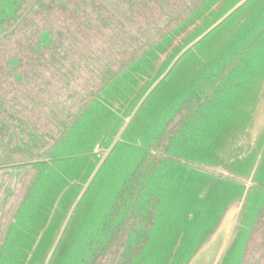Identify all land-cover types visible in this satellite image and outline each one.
<instances>
[{"label": "water", "instance_id": "95a60500", "mask_svg": "<svg viewBox=\"0 0 264 264\" xmlns=\"http://www.w3.org/2000/svg\"><path fill=\"white\" fill-rule=\"evenodd\" d=\"M252 1L169 0L165 9L152 2L139 4L144 11L154 8L153 10L156 9L159 13H163L165 10L184 13L198 8L183 26L172 31L144 53L137 54L128 41H125L121 47L122 41H120L118 50L122 51L123 49L127 54L120 60L118 59L121 55L114 60L111 73L117 72L121 64H124L131 56H135L136 59L132 62L128 61L130 63L109 84L105 93L90 99L87 105L76 114L74 120L66 125L67 128L64 129L65 131L57 141H66L74 123L80 119L84 111L90 109L92 110L90 119L96 122L100 120L105 125L104 133L92 146L91 152L95 149L97 156L88 163V169L81 176V181L75 183L78 185V189L74 198L65 208L60 207V204L68 184L72 183V180L68 181L63 178L55 166L56 159L49 155L50 150L57 142L49 150L42 151L40 159L30 162L39 164L27 167L26 171L31 169L26 182L27 186L25 185L26 187L20 191L18 199L13 204V211L8 216L10 218H7V222L0 229V264H59L68 256L65 248L70 245L72 236L79 226L84 197L88 189L118 143L122 141L147 99L165 80L170 78L182 60L190 61V64L187 67L186 77L179 81L184 86L189 81L192 83L196 80V85L200 86V95L197 99H192V94H187L184 106L173 114L175 122L190 117L188 115L190 110H186V107L201 106V108L207 109L206 112L201 110L202 112L198 115L204 125L202 130L211 129L215 132L217 127H211L210 123L204 122L205 118H223L225 116L230 118L232 115H225L223 111H232L234 107L238 112L240 110L252 111L247 123V125H252L250 128H245L240 133L239 129L229 134L223 133L218 138L217 143L224 146L226 150L225 153H222L223 149L221 148L217 150L218 153H221L223 163L192 165L195 167L194 171L199 179L204 176L220 183L224 191L223 196H227L226 202L230 201V204L224 206L210 234L202 238L191 253L180 255V242L184 237L180 231L176 233L172 243L167 247V252H162V245L152 251L146 237L151 229L150 222L153 215L152 212H149V223L143 224L142 234H137L134 220H128L122 230L113 229L110 231L107 229V225L101 227L95 237L89 241V248L87 247L86 252L80 256L77 264H220L227 255L234 237L244 226L242 213L244 199L248 189L257 185L256 173L264 152V136L262 149L261 147L257 148L259 145L257 137L261 136V129L264 128V73L251 69L247 64L243 69L236 68L237 61L241 59L237 57V53L232 58L219 55V51L225 44L226 48L228 47L231 40L230 35L241 27L248 15L243 14L244 17L241 15L233 23H230V18L239 14ZM156 19L155 25L157 22L164 24V18L160 14ZM151 26L149 25V27ZM223 28H226L225 32L218 37L219 31ZM213 37L215 39L210 56L205 54L206 51L204 53L197 51L196 47L203 45ZM231 45L234 46L232 42ZM211 58L214 59L216 66L213 75L209 78L200 76L204 64H207ZM222 60L227 61L228 64L222 65ZM231 72H233V76H230V81L229 79L226 80L228 82L223 81ZM211 78H214V81L208 83ZM224 82L226 85H223ZM186 99L193 101L187 102ZM234 119V121L230 119L226 125H238L242 115L237 114ZM193 121L194 119L190 118L184 130L187 127L193 130ZM77 126L79 124H76L74 129ZM197 130L201 131L200 128ZM150 150L153 153H150ZM236 153H238L236 157L231 156ZM249 153H254L255 156L247 174H233L227 165L234 163L237 167H241L244 165L242 161L247 158ZM147 155L151 159L159 158L162 161L168 158L164 153L155 151L150 146L147 148ZM181 164L184 162L181 161ZM46 166L48 168L47 175L44 176L41 173L34 179V167L42 169ZM34 181L36 191L32 190ZM207 187H209V181ZM207 187L205 194L196 195L198 202L203 200L205 195H209V197L215 195V192ZM39 193L48 197V202L45 205L39 204L38 200H41L38 197ZM31 194L37 198L34 207H31ZM189 215L185 221L192 220ZM106 231L110 232L108 236Z\"/></svg>", "mask_w": 264, "mask_h": 264}, {"label": "rangeland", "instance_id": "374dc122", "mask_svg": "<svg viewBox=\"0 0 264 264\" xmlns=\"http://www.w3.org/2000/svg\"><path fill=\"white\" fill-rule=\"evenodd\" d=\"M243 14L248 17L241 27L230 35L228 47L226 48L225 44L219 55L232 58L237 53V57L241 59L237 61L236 68L243 69L247 64L251 69L264 73V0H253L239 14L231 17L230 23ZM225 29L219 31L218 37L225 32ZM214 39L215 37L210 38L203 45L196 47L197 51L201 53L206 51L205 54L210 56ZM243 50L245 51L242 53ZM189 64L190 61H180L170 78L150 95L122 141L103 165L84 197L79 226L72 236L70 245L65 248L68 256L59 264H77L80 256L86 252L87 247L89 248V241L104 225H107L110 231L122 230L128 220H134L137 234H142L143 224L149 223V212L153 215L150 222L151 229L146 237L152 251L162 245V252H167V247L180 231L184 234L179 247L180 255L191 253L201 239L210 234L224 206L230 204V201L226 202L227 196H223L224 191L220 183L204 176L199 179L192 165L223 163L221 153L217 150L223 149L222 153L226 150L217 143L218 138L223 133L229 134L238 129L240 133L245 128H250L252 125L247 123L252 111L238 112L234 107L232 111H223L225 115H232L230 118L225 115L223 118H205L204 122L210 123L211 127H217L215 132L211 129L202 130L204 125L198 115L202 111L206 112L207 109L201 106L186 107V110H190L188 114L190 117L175 122L173 114L184 106L187 94H192V99H197L200 95V86L196 85V80L192 83L189 81L184 86L179 81L186 77ZM227 64V61L222 60V65ZM215 69L214 59L211 58L207 64H204L200 76L209 78ZM230 76H233V72L223 81L228 79L230 81ZM214 78L208 83L214 81ZM192 85L196 86L191 87ZM223 85L226 83L224 82ZM74 106L77 108L76 105ZM91 111L90 109L84 111L80 119L71 127L68 139L57 142L50 150L49 155L56 159L57 170L64 179L72 180L64 193L60 207L65 208L74 198L78 189L75 183L81 181V176L88 169V163L97 156L95 149L91 152L92 146L104 133L105 125L100 120L97 122L91 120ZM237 114L242 115L239 124L226 125L230 119L234 121ZM190 118L194 119L193 130L190 127L184 130ZM76 124L79 126L74 129ZM197 128L201 131L198 132ZM245 136L246 134L244 138ZM263 136L264 128L261 129V136L257 137L259 144L257 148L262 149ZM148 146L164 153L168 158L163 161L159 158H149ZM150 153L153 151L150 150ZM237 155L238 153L231 156ZM254 156V153H249L242 161L244 165L241 167H237L234 163L227 166L233 174L245 175ZM181 161L184 164H181ZM34 170V179L41 173L44 176L48 173L47 166L42 169L34 167ZM59 179L61 181V178ZM256 179L257 185L248 189L244 199L242 210L244 226L234 237L227 255L220 264H264V152ZM208 181L209 187H207ZM32 185V190L36 191L35 181ZM206 187L215 192V195L211 197L205 195V198L198 202L196 195L205 194ZM43 190L45 193V187ZM38 197L41 199L38 200L39 204L45 205L48 202L47 196L39 193ZM30 200L31 207H34L37 198L31 194ZM188 215L192 220L185 221ZM106 234L108 236L110 232L106 231Z\"/></svg>", "mask_w": 264, "mask_h": 264}, {"label": "trees", "instance_id": "16d2710c", "mask_svg": "<svg viewBox=\"0 0 264 264\" xmlns=\"http://www.w3.org/2000/svg\"><path fill=\"white\" fill-rule=\"evenodd\" d=\"M145 2L157 3L162 9L169 4V0H0V71L3 72L0 85L17 93L23 87L30 88L40 96V103L47 102L40 114L44 125L32 124L37 133L30 129L25 132L19 127L18 132H6V136L15 140L17 152L31 161L40 159V153L58 141L66 125L90 99L106 92L109 84L136 59L131 56L117 72L111 73L114 60L127 54L123 49L118 50L120 41L121 47L128 41L137 54L144 53L183 26L198 8L184 13L170 10L159 13L154 8L142 10L139 4ZM159 14L164 24L155 25ZM81 75L94 80V85L82 93L85 83ZM47 78H54L75 95L57 104V89ZM9 79L11 84L6 86ZM43 90L47 91L46 97ZM26 95L31 103L38 104L39 100L30 92ZM59 105L66 107H63V118L56 121L54 107ZM37 164L28 163L23 168L12 166L3 173L0 229L11 215L20 191L27 186L31 170L26 171L27 167Z\"/></svg>", "mask_w": 264, "mask_h": 264}, {"label": "flooded vegetation", "instance_id": "af4514ba", "mask_svg": "<svg viewBox=\"0 0 264 264\" xmlns=\"http://www.w3.org/2000/svg\"><path fill=\"white\" fill-rule=\"evenodd\" d=\"M2 74L3 72L0 71V76ZM88 75H81L85 83V85H83L84 88L81 89V93L85 91L87 87L92 84L94 85V80H90V75ZM3 79L5 81L7 80L6 78ZM46 80L51 83L52 87L57 89L56 92L59 97V101H55L57 104L61 103L60 101L62 99L75 95V93L67 90L61 83L56 82L54 78H47ZM9 84H11L10 79L6 83V86ZM26 92H30L35 99L39 100L38 104H36L37 106L28 100ZM43 92V97H46L47 91L43 90ZM40 99V96H37L30 88L23 87L22 90L17 93L9 89H3L0 85V132L2 134L0 135V181L3 179V173L11 169L12 166L23 168L31 162V160L25 158L24 154L15 150L16 142L14 139H10L9 136H6V132L8 133L11 130L18 132L17 127H19L25 132L30 129L37 133V129L32 126V124L36 126L44 125V118L40 116V114L42 113L41 109L47 104V102L40 103ZM63 107L66 106L59 105L56 106V108L54 107V111L56 110V121L63 118L65 112ZM21 136L25 138L26 134H22Z\"/></svg>", "mask_w": 264, "mask_h": 264}]
</instances>
